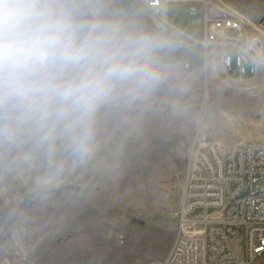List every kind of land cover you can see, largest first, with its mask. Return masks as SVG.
<instances>
[{"label":"clouds","instance_id":"obj_1","mask_svg":"<svg viewBox=\"0 0 264 264\" xmlns=\"http://www.w3.org/2000/svg\"><path fill=\"white\" fill-rule=\"evenodd\" d=\"M184 48L136 0H0V195L43 204L114 171L161 95L184 91Z\"/></svg>","mask_w":264,"mask_h":264},{"label":"rangeland","instance_id":"obj_2","mask_svg":"<svg viewBox=\"0 0 264 264\" xmlns=\"http://www.w3.org/2000/svg\"><path fill=\"white\" fill-rule=\"evenodd\" d=\"M210 1L249 21L264 18V0ZM192 5L202 11L204 2L168 4L162 24L185 44L177 53L184 91L161 95L139 131L124 140L114 171L70 178L43 204L25 199L23 190L0 195V264L5 258L10 264H173L175 212L194 146L215 142L225 151L237 140L264 139V67L252 80H232L214 50L197 42L189 47V36L202 38V26L189 21ZM239 239L234 246L241 252Z\"/></svg>","mask_w":264,"mask_h":264},{"label":"built area","instance_id":"obj_3","mask_svg":"<svg viewBox=\"0 0 264 264\" xmlns=\"http://www.w3.org/2000/svg\"><path fill=\"white\" fill-rule=\"evenodd\" d=\"M179 1L138 0L158 25L167 21L168 4ZM203 2L202 11L195 5L188 11L190 24L202 26V38L189 36L187 45L197 42L207 52L214 50L232 80L258 77L264 67V18L249 21L210 0ZM175 215L178 234L168 263L264 264V140L236 142L225 151L215 142L195 145L184 200ZM238 239L241 252L234 246Z\"/></svg>","mask_w":264,"mask_h":264},{"label":"water","instance_id":"obj_4","mask_svg":"<svg viewBox=\"0 0 264 264\" xmlns=\"http://www.w3.org/2000/svg\"><path fill=\"white\" fill-rule=\"evenodd\" d=\"M136 6H137V8H139L141 11H143L142 8H141V5H140L139 2H138V0H136ZM144 17H145L146 21H147L149 24L154 25V26H155V25H158V24L154 21V19H153L151 16H149V15H145Z\"/></svg>","mask_w":264,"mask_h":264},{"label":"crops","instance_id":"obj_5","mask_svg":"<svg viewBox=\"0 0 264 264\" xmlns=\"http://www.w3.org/2000/svg\"><path fill=\"white\" fill-rule=\"evenodd\" d=\"M263 74V68H262V72H261V74L260 75H262ZM263 124H264V122H263ZM252 140H264V139H252ZM240 141H244V140H237V141H235V142H233V144L232 145H234L236 142H240ZM245 141H247V140H245ZM173 246V245H172ZM172 248V247H171ZM171 250V249H170Z\"/></svg>","mask_w":264,"mask_h":264},{"label":"bare ground","instance_id":"obj_6","mask_svg":"<svg viewBox=\"0 0 264 264\" xmlns=\"http://www.w3.org/2000/svg\"><path fill=\"white\" fill-rule=\"evenodd\" d=\"M222 67V66H221ZM222 70H223V72H224V74L226 75V73H225V71H224V69H223V67H222ZM227 76V75H226ZM228 77V76H227ZM229 78V77H228Z\"/></svg>","mask_w":264,"mask_h":264}]
</instances>
